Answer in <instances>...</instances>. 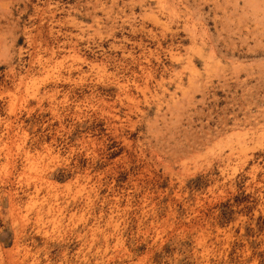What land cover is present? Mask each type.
<instances>
[{"label":"rangeland","instance_id":"1","mask_svg":"<svg viewBox=\"0 0 264 264\" xmlns=\"http://www.w3.org/2000/svg\"><path fill=\"white\" fill-rule=\"evenodd\" d=\"M0 264H264V0H0Z\"/></svg>","mask_w":264,"mask_h":264},{"label":"bare ground","instance_id":"2","mask_svg":"<svg viewBox=\"0 0 264 264\" xmlns=\"http://www.w3.org/2000/svg\"><path fill=\"white\" fill-rule=\"evenodd\" d=\"M94 2H95V0H94ZM113 2H114V1H113ZM115 2H116V1H115ZM122 2H123V1H122ZM128 2H129V1H128ZM134 2L136 3V1H134ZM88 3H89V1H88ZM91 3H92V2H91ZM113 4H114V3H113ZM53 5H54V4H53ZM53 5H52V6H53ZM92 5H93V4H92ZM99 5H100V4H99ZM56 6H57V5H56ZM93 6H94V5H93ZM96 6H97V5H96ZM96 6H95V9L98 8V7L96 8ZM46 7H47V6H46ZM88 7H89V6H88ZM101 7H102V5H101ZM101 7H100V8H101ZM159 7H160V6H159ZM37 8H38V7H37ZM53 8H54V7H53ZM83 8H84V7H83ZM100 8H99V9H100ZM111 8H112V6H111ZM111 8H110V9H111ZM46 9H48V8H46ZM49 9H50V8H49ZM87 9H88V8H87ZM90 9H91V8H90ZM118 9H119V8H118ZM120 9H121V8H120ZM42 10H44V8H43ZM42 10H41V11H42ZM53 10H55V9H53ZM158 10H159V9H158ZM55 11H56V10H55ZM108 11H109V10H108ZM53 12H54V11H53ZM71 12H72V11H71ZM84 12H85V11H84ZM84 12H83V13H84ZM89 12H90V11H89ZM109 12H111V11H109ZM46 13H47V12H46ZM85 13H86V12H85ZM90 13H91V12H90ZM47 14H48V13H47ZM67 14H68V13H67ZM91 14H92V13H91ZM54 15H55V14L53 13V16H54ZM68 15H69V14H68ZM89 16H90V14H89ZM96 17H98V16H96ZM96 17H95V18H96ZM53 18H54V17H53ZM73 18H74V17H73ZM95 18H94V19H95ZM109 18H110V17H109ZM115 18H116V17H115ZM51 19H52V18H51ZM57 19H58V18H57ZM71 19H72V18H71ZM112 19H113V18H112ZM58 20H59V19H58ZM61 21H63V20H61ZM95 21H97V19H96ZM105 21H106V20H105ZM69 22H70V21H69ZM75 24H76V22H75ZM40 26H41V25H40ZM48 26H49V25H48ZM74 26H75V25H74ZM90 26H91V25H90ZM17 27H18V26H17ZM48 28H49V27H48ZM52 30H53V29H52ZM72 32H73V31H72ZM74 35H75V34H74ZM50 46H51V45H50ZM50 48H51V47H50ZM51 50H52V49H51ZM53 52H54V51H53ZM64 54H65V53H64ZM43 61H44V60H43Z\"/></svg>","mask_w":264,"mask_h":264}]
</instances>
